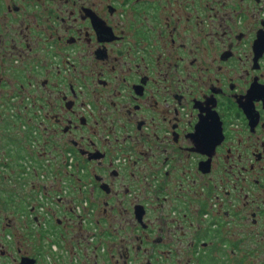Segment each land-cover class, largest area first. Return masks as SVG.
Masks as SVG:
<instances>
[{"label": "flooded vegetation", "instance_id": "1", "mask_svg": "<svg viewBox=\"0 0 264 264\" xmlns=\"http://www.w3.org/2000/svg\"><path fill=\"white\" fill-rule=\"evenodd\" d=\"M0 45V264H264V0H0Z\"/></svg>", "mask_w": 264, "mask_h": 264}, {"label": "snow or ice", "instance_id": "2", "mask_svg": "<svg viewBox=\"0 0 264 264\" xmlns=\"http://www.w3.org/2000/svg\"><path fill=\"white\" fill-rule=\"evenodd\" d=\"M118 2L122 4L124 2V0H118ZM112 7H116V4H113ZM225 7H227V5H225ZM97 31H98V33H100L101 38H104L103 25H99L97 27ZM192 43L198 44L199 41L196 39H193ZM0 48H2V45H0ZM254 98L264 100V89H261L259 94L257 96H255ZM145 103L150 105L151 101L146 100ZM249 106H250V102L248 105H245V104L241 105V107H243L245 109V111L249 110ZM113 107H115V104H113ZM165 107H167V105H165ZM137 110H138V108H137ZM250 115H252V113H250ZM133 119H134V117H133ZM153 123H155V121H153ZM189 123H191L190 120H189ZM91 132H92V135H98V133L96 132V125L95 124L93 125ZM215 133H216V127L214 124V118H213L212 114L210 113L209 116H207V117H201L199 123L195 126L192 135L189 136V140L191 141V144H192L191 150L193 152L203 151L206 147L209 146V144L212 141ZM101 138L104 139L105 143H107L106 137H103L101 135ZM186 159H187V157H186ZM165 163H167V160H165ZM141 171H143V170H141ZM146 187L150 188L151 185L146 184ZM8 227H12L13 230H15V226L10 224V218L5 219L4 222L2 224H0V235L3 234L2 230L6 229Z\"/></svg>", "mask_w": 264, "mask_h": 264}, {"label": "rangeland", "instance_id": "3", "mask_svg": "<svg viewBox=\"0 0 264 264\" xmlns=\"http://www.w3.org/2000/svg\"><path fill=\"white\" fill-rule=\"evenodd\" d=\"M3 148V147H2ZM0 149V175L4 178L5 176H8V174L9 173H15L14 171H16V168L14 167L13 168V170L10 168V169H8V170H4L2 167H1V162L3 161V158H4V150L3 149ZM29 165V163L27 164V166ZM16 174V173H15ZM33 181H35V182H38V180L37 179H33ZM3 183L4 184H8V179H4L3 180ZM10 185H12V186H14L15 185V183H10ZM18 185H21V182L19 181L18 182ZM25 186L26 187H24V188H26V192H27V190H29V186H30V184H25ZM21 189V188H20ZM20 189H19V191H20ZM29 209V208H28ZM19 214V213H18ZM5 216H8V217H14V216H19L20 217V215H16V214H13L10 210H4L3 211V217H5Z\"/></svg>", "mask_w": 264, "mask_h": 264}]
</instances>
